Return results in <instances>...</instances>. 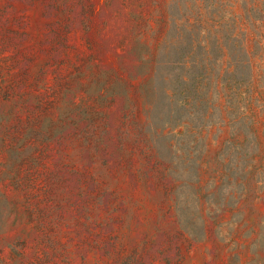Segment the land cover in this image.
Masks as SVG:
<instances>
[{"label":"rangeland","instance_id":"374dc122","mask_svg":"<svg viewBox=\"0 0 264 264\" xmlns=\"http://www.w3.org/2000/svg\"><path fill=\"white\" fill-rule=\"evenodd\" d=\"M0 264H264V0H0Z\"/></svg>","mask_w":264,"mask_h":264}]
</instances>
